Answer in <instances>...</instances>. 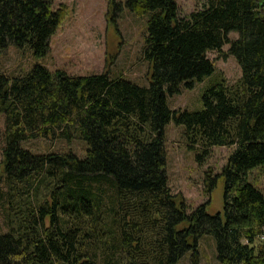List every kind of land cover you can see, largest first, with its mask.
<instances>
[{
  "label": "trees",
  "instance_id": "obj_1",
  "mask_svg": "<svg viewBox=\"0 0 264 264\" xmlns=\"http://www.w3.org/2000/svg\"><path fill=\"white\" fill-rule=\"evenodd\" d=\"M51 2L0 0V52L27 46L42 57L64 15ZM260 3L203 0L179 16L174 0H125L135 16L149 14L146 87L41 65L0 72V264H175L202 235L212 236L217 264H264V196L247 182L264 166ZM224 44L238 81L204 90L199 111L169 109L165 96L210 75L205 53ZM169 121L182 127L188 149H200L198 162L212 147L232 149L220 171V213L207 214L205 204L187 213L171 195L162 135ZM34 139L81 140L84 156L20 147ZM213 186L210 179L207 192Z\"/></svg>",
  "mask_w": 264,
  "mask_h": 264
},
{
  "label": "rangeland",
  "instance_id": "obj_2",
  "mask_svg": "<svg viewBox=\"0 0 264 264\" xmlns=\"http://www.w3.org/2000/svg\"><path fill=\"white\" fill-rule=\"evenodd\" d=\"M125 0H52L51 8L63 7L64 15L54 34L48 40V50L42 57H35L27 46L14 49L8 45L0 52V72L12 76L26 72L34 65H41L50 72L62 70L68 75L84 76L106 74L109 78L122 77L140 87L148 84L149 67L142 59L146 20L149 14L135 16L124 6ZM179 16L201 8L203 0H174ZM261 1V0H260ZM117 4L118 6H115ZM264 15V6L260 11ZM229 40L237 38L230 32ZM224 44L220 52L208 51L207 59L213 63L210 75L193 80L190 88L181 85L179 92L165 96L171 110L188 112L201 109L204 90L219 83L233 84L240 77V69L232 56L226 54ZM3 117L0 114V131ZM165 174L167 187L176 202H182L188 213L205 204L209 215L220 213L222 208L223 179L220 174L232 149L212 147L208 155L198 162L200 149H188L182 136V127L169 121L163 127ZM1 147V142H0ZM31 154L70 151L78 159L84 156V143L73 139H34L20 143ZM210 179L214 186L207 192ZM247 182L264 196V166L247 173ZM180 224L178 228L184 227ZM188 244H192L188 240ZM193 250L185 252L175 264H217L215 244L211 235H202Z\"/></svg>",
  "mask_w": 264,
  "mask_h": 264
},
{
  "label": "water",
  "instance_id": "obj_3",
  "mask_svg": "<svg viewBox=\"0 0 264 264\" xmlns=\"http://www.w3.org/2000/svg\"><path fill=\"white\" fill-rule=\"evenodd\" d=\"M263 6H264V0H261L260 8H262Z\"/></svg>",
  "mask_w": 264,
  "mask_h": 264
}]
</instances>
